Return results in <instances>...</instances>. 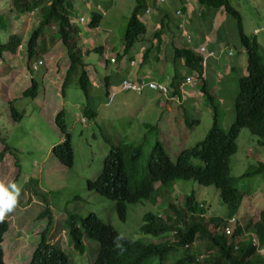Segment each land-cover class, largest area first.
<instances>
[{"label": "rangeland", "instance_id": "obj_1", "mask_svg": "<svg viewBox=\"0 0 264 264\" xmlns=\"http://www.w3.org/2000/svg\"><path fill=\"white\" fill-rule=\"evenodd\" d=\"M97 1L74 0L77 14L86 19L85 22H77L81 35L77 47L83 55L84 63L87 64V70L94 78L89 97L85 96L77 82L70 83L65 93H62L70 59L62 41L58 38L52 39L53 29L43 31L40 40H43V48L31 59H25L24 49L21 47L15 55L4 53L0 57V182H15L20 188L14 209L5 215L10 221L3 249L5 261L7 264H29L31 255L40 241V234L49 225L50 242L60 245L66 251L69 264H91L99 246L86 238L85 253L73 248L70 237L62 229L68 213H77L81 217L95 214L112 224L118 233L124 236L148 242L159 241L161 238L157 239L141 232L144 214L148 211L162 212L168 201H176L181 205L184 203L183 196L192 191L196 192L197 202L203 207L204 211L199 215L203 216L205 222H213L215 225L217 218L223 219L227 225H222L218 232L228 227L233 233L240 226L245 233L236 241L247 239L249 232L257 230L258 213L260 209H264V173L249 174L239 179L237 188L240 195H243L234 214H231L228 205L222 202L220 191L215 186H204L194 180L179 179L167 187H162L166 191L161 196V203L151 201L155 194L149 200L129 204L126 220L120 218L114 201L86 188L87 180L95 178L101 171L105 156L110 151L106 138L114 144H142L143 176L147 173L148 154L158 142L162 143L164 150L176 160L182 149L206 136L216 118L213 108L204 99H200L198 93L192 96L194 101L191 97L187 102L182 101V104L179 101L166 100L157 91L152 90L137 94L121 91L114 83L108 90L104 89L102 82L104 83L106 75H112L118 80L119 66L115 67L108 61L106 67L104 54L96 52L93 47L105 46L108 48L105 51L108 57L122 53L126 26L135 0ZM111 1L112 5L109 3ZM177 2H173V6L178 7ZM231 2L241 13L245 33L251 37L255 36L259 42V52L264 58V0ZM167 3L168 0L159 7L163 8ZM0 11L6 14L10 26L8 32H0V35L7 41L8 35L19 34L24 38L25 44L37 25L35 14L15 11L12 0H0ZM93 11L103 14L101 23L98 27H86ZM234 25L235 23L221 12L215 34L224 39L229 47L223 50L221 59H240L244 62V70L247 54L237 42V29ZM229 52H232L230 57ZM119 62H125V58L121 56ZM167 63L168 71L173 73L174 62ZM34 66H37V69L32 71ZM229 75L235 81L239 74L235 72ZM32 76L40 81V89L34 99L23 96L24 91L32 85ZM214 78L213 76L209 84L217 86L216 91L212 90L213 93H221L217 94L216 102L220 103L222 112L221 125L227 129L233 116L232 94L229 95L228 87L236 90L237 84L227 78L224 84L220 85V80L215 81ZM195 90H200V84ZM11 105L25 110L21 120H14L9 110ZM88 105L98 110L96 121L88 122L84 118L82 110ZM61 110H64L74 148V165L71 168L57 161L52 154L53 145L63 141L65 136L56 124V117ZM194 119H198L199 123ZM2 138L13 147L12 153H2L5 147ZM17 158L21 166H17ZM261 163L264 164V148L259 146L256 135L248 128H243L237 139V151L230 159L231 176L239 177L249 173L250 170L259 168ZM45 200L50 205L49 213L53 220L48 216H41L43 211L47 210ZM163 238L170 242L173 240L169 234ZM201 243L196 240L187 251L198 256L206 255L202 250L209 244ZM258 255L264 258V248L258 249L256 256Z\"/></svg>", "mask_w": 264, "mask_h": 264}, {"label": "trees", "instance_id": "obj_2", "mask_svg": "<svg viewBox=\"0 0 264 264\" xmlns=\"http://www.w3.org/2000/svg\"><path fill=\"white\" fill-rule=\"evenodd\" d=\"M95 2L98 1L95 0ZM197 2L203 9L205 18L210 17L208 25L210 28L220 11L235 23L237 42L247 54L244 70L242 67H236V60H234L236 58H230L229 73L219 79L220 85L224 84L226 77L231 78L233 83L237 84L236 90L229 87V92L234 98H232L231 109L232 122L227 129L221 125L222 112L220 103L216 102L217 95L212 91L214 84L211 86L209 80L201 75L202 56L189 46L182 48L175 46L173 51L175 60H183L184 68L188 73L199 72L200 78L197 84H200V96L213 108L216 118L206 136L182 149L176 160H173L171 155L164 150L162 143L158 142L148 154L147 173L143 176L141 175V159L144 155L142 144H135V146L126 142L114 144L106 138L110 144V151L105 156L101 171L95 178L87 180L86 188L103 197L108 195L127 200L121 207H118L123 220L127 217L126 203L128 208L129 203L137 204L143 200H149L155 194L161 198L166 190L162 187H167L179 179L194 180L205 186H215L220 190L222 202L229 205L230 210L235 211L240 199V192L237 188L239 179L264 171L263 165L262 168L250 170L249 173L239 177H232L230 174V159L237 151V139L243 128H248L252 134L256 135L259 146L264 148V58L259 52V42L255 36L251 37L245 33L241 13L233 6L231 0H197ZM109 3L112 5V1ZM12 4L15 11L35 14L37 25L25 44L24 38L19 34L8 35L7 41L0 35V57L4 53L15 55L22 46L25 59H31L43 48V40L40 41L43 31L53 29L52 39L58 38L62 41L70 59V66L62 84V93H65L70 83L77 82L85 96L89 97L94 78L87 70V64L84 63L83 55L77 47V41L81 36L77 22L82 16L77 14L74 0H12ZM155 5H158V0H135V6L126 26L122 53H116L115 56L116 64L110 58H106L105 46L93 47L96 52L104 54L106 67L108 61L114 65L122 64L119 62L121 56L125 58L141 36L147 32L144 15L147 9ZM102 17L101 12L93 11L92 18L86 27H98ZM9 27L6 14L0 11V32H8ZM146 55L147 52L144 56ZM235 72L239 75L234 81L229 74ZM183 77L181 73H173V80L170 83L173 93H176L175 88L177 89ZM126 78L118 80L119 90H121V82ZM128 78L131 80L130 77ZM136 79L142 80L143 78ZM112 80H115L112 75H106L104 83L102 82L104 89L108 90L113 83L116 86ZM31 82L32 85L24 91L23 96L34 99L38 95L40 81L32 76ZM106 93L110 92L106 91ZM9 110L14 120L19 121L25 115L24 109L19 110L14 105H11ZM82 113L88 122L96 121L98 118V110L94 106L84 107ZM194 121L199 123L198 119ZM56 124L65 134V138L63 142L53 145L52 154L57 161L71 168L74 165V148L64 110L58 113ZM2 139L5 142L2 153H12L13 147L4 138ZM17 166H21L18 158ZM20 187L24 189L22 185ZM183 201L181 205L176 202L167 203L162 211L164 215L153 211L144 214L141 232L144 235L161 238L155 242L124 236L118 233L112 225L103 223L95 214L81 217L77 213H68L65 226L74 248L81 253L86 251L83 242L84 235L98 244V253L93 264H264V258L260 255L256 256L258 249L264 248V210L260 213L257 230L249 232L247 239H240L236 242L238 237L244 235L243 228L238 226L231 235L220 233L217 226L223 223V219L217 218L216 225L213 222H205L203 216H200L204 210L197 202V195L194 191L186 195ZM45 202L47 210L44 211V215H47L50 205L47 200ZM155 203H161V201L155 200ZM49 227L48 225L43 232ZM7 228L5 221L0 223V264H7L2 248ZM167 234L173 237L171 242L164 240L163 237ZM118 237L120 239H117ZM196 240L199 243L209 244L202 250V253L206 255L198 256L194 252L187 251ZM29 264H69V257L59 245L48 243L45 235L42 234L41 241L34 250Z\"/></svg>", "mask_w": 264, "mask_h": 264}, {"label": "crops", "instance_id": "obj_3", "mask_svg": "<svg viewBox=\"0 0 264 264\" xmlns=\"http://www.w3.org/2000/svg\"><path fill=\"white\" fill-rule=\"evenodd\" d=\"M173 2H177L179 6H173ZM158 8H160L159 4L157 8L151 9L149 13L145 15L147 32L134 45L132 51L127 54L128 57H125V62L118 65V80L124 77H142L160 79L162 82H170L174 72L172 73L171 70L168 71L167 62H174L175 58L173 51L175 46H191L196 48L199 45H205L207 48L220 53L218 58H211L208 63L206 79L209 81L213 76L215 77V81H217L223 74L225 76L228 74V69L230 67L229 60L223 61L221 59L223 50L229 48L227 47L228 43H225L224 39H220V37L215 34L222 11L215 17L213 25L210 28V26H208L210 17L205 18L204 11L199 6L197 0H168V3L165 4L163 8ZM179 9L182 10V15L177 14ZM223 14L226 17L224 12ZM182 21L183 25L180 26ZM186 32H188L187 36ZM188 39H190L191 42H188ZM187 43H190V45ZM105 49L108 48L105 47ZM146 52L147 55L145 57L144 54ZM235 60L236 67H242V65H244V62L240 59L238 60L236 58ZM116 66L117 65H115V67ZM174 71L181 74L188 73L187 69L184 68L183 60H177L176 63L174 62ZM118 80L115 79L112 81L118 85ZM214 88L217 90V86ZM192 91L193 90L189 89L186 90L185 96L188 95L186 101L193 96L190 94ZM192 99L194 101L195 98L192 97Z\"/></svg>", "mask_w": 264, "mask_h": 264}, {"label": "clouds", "instance_id": "obj_4", "mask_svg": "<svg viewBox=\"0 0 264 264\" xmlns=\"http://www.w3.org/2000/svg\"><path fill=\"white\" fill-rule=\"evenodd\" d=\"M166 2V1H165ZM164 2V3H165ZM158 4L160 5L161 4V2H160V0H158ZM151 9H153V8H149V9H147L146 10V13H145V15L147 14V13H149V11L151 10ZM180 11H181V15L183 14V12H182V10L181 9H179ZM178 10V11H179ZM177 11V12H178ZM145 15H144V17H145ZM83 18V19H82ZM145 19V18H144ZM80 21H82V22H85L86 21V19L84 18V16H82L81 18H80ZM145 21H146V19H145ZM146 25H147V21H146ZM183 25V21L180 23V26H182ZM188 35V32H186V36ZM190 42H191V40H190ZM188 45H190V43H187ZM202 46H205V45H202ZM202 46H199V47H196V48H193V47H191V48H193L194 50H196V52H198V49L200 48V47H202ZM184 47V46H183ZM206 47V46H205ZM179 48H182V47H179ZM207 48V47H206ZM21 49H22V46H21ZM209 51H212V52H214V56H212V57H210L209 59H208V61H207V66L206 67H203V65H202V60H201V65H202V72H201V75H202V77L203 78H205L206 77V69H207V67H208V63H209V61H210V59L211 58H218L219 57V54L220 53H217V52H215L214 50H211V49H209V48H207ZM199 53V52H198ZM200 54V53H199ZM223 54V53H222ZM201 55V54H200ZM202 56V55H201ZM231 55H229V53H228V57H230ZM126 57V56H125ZM128 57V56H127ZM106 58H115V55L114 56H110V57H108L107 55H106ZM115 60H116V58H115ZM230 60V59H229ZM174 61H177V60H174ZM230 63V62H229ZM40 64H42V62H40ZM114 64H116V62L114 63ZM231 66V65H230ZM34 69H37V66H34V68H33V70ZM229 69H230V67H229ZM228 69V70H229ZM174 72H177V71H174ZM197 74H199V72L198 73H195V72H191V73H187V74H182V75H184V77L179 81V85L177 86V89L175 88V91H176V93H173V88L171 87V85H170V83L172 82V80H173V78L171 79V81L170 82H162V81H160V80H157V79H155V81H157L158 83H160V84H162V85H164L166 88H167V91H166V93H163V92H161V91H158V90H154V89H151V88H147L146 90H144L143 92H145V91H147V90H152V91H157L162 97H164L166 100H171V101H179L180 103H182L183 104V102L184 101H186V98L188 97V95H186L185 96V92H186V90L187 89H189V90H193L190 94H192V95H194V94H199V96H200V90L199 91H194L197 87H198V85L199 84H197V82H198V80H199V78H200V74L199 75H197ZM223 76H225V75H223ZM229 76V75H228ZM131 78V80H134V81H136L137 79L136 78H133V77H130ZM191 79L192 80V83H186L184 86H182V83H185L186 82V80L187 79ZM126 79H129L128 77L126 78ZM143 79H145V80H154L153 78H148V79H146V78H143ZM226 80H227V77H226ZM121 85V84H120ZM182 86V87H181ZM227 87H228V85H227ZM229 88V87H228ZM216 91V89L213 87V91ZM121 91H123L122 90V88H121ZM133 92V91H132ZM142 92V93H143ZM177 92H179V93H177ZM136 93V92H135ZM142 93H137V94H142ZM217 94H221V93H216V95ZM229 95H231L230 94V92H229ZM229 95H228V97H229ZM233 98V97H232ZM200 99H203L201 96H200ZM234 99V98H233ZM233 99H232V101H233ZM183 101V102H182ZM188 101V100H187ZM186 101V102H187ZM204 101V100H203ZM225 101V100H224ZM226 102H227V98H226ZM233 106V105H232ZM85 118V117H84ZM86 119V121H87V118H85ZM67 124V123H66ZM58 127V126H57ZM59 128V127H58ZM60 129V128H59ZM64 134V133H63ZM64 138H65V136H64ZM63 141H64V139H63ZM63 141H61V142H63ZM60 142V143H61ZM177 158V157H176ZM263 163H261L260 164V167L259 168H262L263 167ZM261 173H264V171L263 172H261ZM259 174V173H258ZM205 186V185H204ZM210 186V185H209ZM213 186V185H212ZM218 189V188H217ZM219 190V189H218ZM166 191V190H165ZM220 191V190H219ZM19 192H20V188L17 186V184L15 183V182H11V183H8V184H4L3 182H0V223H3V221H5V223L7 224V230H6V232L4 233V235H5V237H4V240L2 241V248L4 249V244H5V239H6V236H7V234H8V230H9V228H10V221H9V219L8 218H6L5 217V215L6 214H8V213H10L13 209H14V207H15V205H16V202H17V196L19 195ZM195 192V191H194ZM188 195V194H187ZM195 195H196V192H195ZM221 195V194H220ZM243 194H239V198L241 199V196H242ZM186 196V195H185ZM185 196H183V200H184V197ZM104 197H106V196H104ZM106 198H109V199H111L112 201H114L115 202V209H116V211L118 212V214H119V216H120V213H119V211H118V207H121L127 200H125V199H123L122 197H111V196H108L107 195V197ZM162 198V197H161ZM161 198L160 197H158V196H156L155 198H153L151 201H153L154 203H155V200H161ZM240 199H239V202H238V205H237V209L235 210V211H232V210H230V208H228V210L230 211V213L231 214H234L237 210H238V208H239V206H240ZM199 200V199H198ZM200 201V200H199ZM173 202H176V201H173ZM201 202V201H200ZM167 203H169V201L167 202ZM201 203H203V202H201ZM130 204V203H129ZM128 204V205H129ZM204 205H206L205 203H203ZM202 207V206H201ZM228 207H229V205H228ZM203 208V207H202ZM262 210H264V209H260V211H259V213H258V219L260 218V213H261V211ZM45 211V210H44ZM44 211H43V213L41 214V216H48L49 217V219L50 220H53L52 219V216H51V214L50 213H48L47 215H44ZM50 212V211H49ZM161 213H163V212H159V214L161 215ZM125 214H127V203H126V212H125ZM97 216V215H96ZM98 217V216H97ZM66 218H67V216H66ZM66 218H65V220H66ZM99 218V217H98ZM121 218V217H120ZM103 223H105V224H110V223H108V222H105V221H103L101 218H99ZM122 219V218H121ZM123 220V219H122ZM126 220V219H125ZM110 225H112V224H110ZM216 225V224H215ZM222 225H223V227H225L226 225H227V222L224 220L223 221V223L219 226H217L218 228H217V230L219 231L220 230V228L222 227ZM257 225V224H256ZM255 225V226H256ZM48 226V225H47ZM46 226V227H47ZM255 226H254V228H255ZM114 228V227H113ZM27 228H24V230H26ZM64 231V233L66 234V235H68L69 237H70V235H69V232H68V229L66 228V226H65V224H64V227L62 228ZM45 230V229H44ZM43 230V231H44ZM51 231V228L49 227V229L47 230V231H45V232H42L41 234H40V241H41V237H42V234L43 235H45V238H46V240H47V242L48 243H51V244H53L52 242H50V239H49V232ZM68 234H67V233ZM225 233L226 235H231L232 233H231V230L228 228V227H226L225 229H224V231H222V232H220V233ZM234 232V231H233ZM89 239L86 235H84V237H83V242L85 241V239ZM157 238H160V237H157ZM71 239V238H70ZM117 239H120V237H118ZM237 240V239H236ZM40 241H39V243H40ZM71 241H72V239H71ZM236 242H238V241H236ZM39 243H38V245H39ZM84 244H85V242H84ZM37 245V246H38ZM58 245V244H57ZM72 245H73V248H74V244H73V241H72ZM60 246V245H59ZM86 246V245H85ZM186 247H188V246H186ZM37 248V247H36ZM35 248V249H36ZM62 249V248H61ZM75 249V248H74ZM63 250V249H62ZM64 251V250H63ZM3 252H4V250H3ZM65 253H66V251H64ZM33 253H34V251H33ZM32 253V254H33ZM98 253V252H97ZM97 253H96V255H97ZM67 254V253H66ZM68 255V254H67ZM96 255H95V257H96ZM31 257H32V255H31ZM69 257V256H68ZM94 260H95V258H94ZM94 260H93V262H94ZM30 261H31V259H30ZM30 261H29V263H30ZM93 262L91 263V264H93Z\"/></svg>", "mask_w": 264, "mask_h": 264}, {"label": "built area", "instance_id": "obj_5", "mask_svg": "<svg viewBox=\"0 0 264 264\" xmlns=\"http://www.w3.org/2000/svg\"><path fill=\"white\" fill-rule=\"evenodd\" d=\"M166 0H160L161 3H164ZM178 15H181V11L179 10L177 12ZM83 19V18H82ZM188 42H190V39H188ZM198 52L202 55V65L203 67L207 66V61L210 57L214 56V52L209 51L205 46H202L198 49ZM229 55H232V52H229ZM112 62H115V58H111ZM186 83H192L191 79H187L185 83H182V86H184ZM181 86V87H182ZM121 88L123 91H133L136 93H142L147 88H151L154 90L161 91L163 93H166L167 88L158 83L155 80H130V79H124L121 82Z\"/></svg>", "mask_w": 264, "mask_h": 264}]
</instances>
